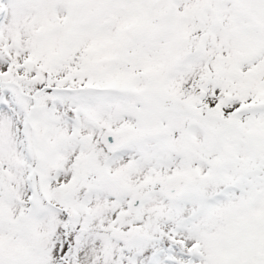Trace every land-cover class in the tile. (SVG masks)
<instances>
[{"label":"snow or ice","instance_id":"snow-or-ice-1","mask_svg":"<svg viewBox=\"0 0 264 264\" xmlns=\"http://www.w3.org/2000/svg\"><path fill=\"white\" fill-rule=\"evenodd\" d=\"M0 264H264V0H0Z\"/></svg>","mask_w":264,"mask_h":264}]
</instances>
